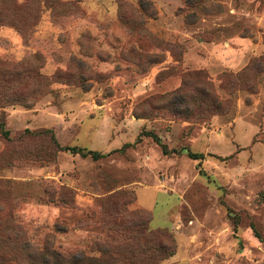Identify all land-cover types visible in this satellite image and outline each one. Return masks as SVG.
Returning a JSON list of instances; mask_svg holds the SVG:
<instances>
[{"label": "rangeland", "instance_id": "374dc122", "mask_svg": "<svg viewBox=\"0 0 264 264\" xmlns=\"http://www.w3.org/2000/svg\"><path fill=\"white\" fill-rule=\"evenodd\" d=\"M147 1L143 11L139 0H0V15L28 31L0 27V58L37 54L52 82L33 108H0L10 260L25 264L50 241L136 264L137 238L160 232L175 246L161 264H264V0ZM199 71L219 108L175 119L167 97ZM42 130L108 156L58 151L32 134Z\"/></svg>", "mask_w": 264, "mask_h": 264}, {"label": "trees", "instance_id": "16d2710c", "mask_svg": "<svg viewBox=\"0 0 264 264\" xmlns=\"http://www.w3.org/2000/svg\"><path fill=\"white\" fill-rule=\"evenodd\" d=\"M149 4L150 1L139 0V5L143 11L148 10ZM2 6V2H0V7ZM34 20V23L29 24L32 27L38 24V20L35 18ZM21 24V22L4 18L0 15V27H11L21 34H26L28 31ZM41 60L37 54L26 57L19 62L0 58V108L21 105L31 109L41 98L50 93L49 88L52 82L43 75L41 70L44 64L41 63ZM193 75L195 76L194 86H188L182 79L181 85L167 97L165 108L173 113L176 117L175 119L185 121L202 119L205 117L200 112L203 106L219 108L217 106L220 99L216 93V86L213 80L203 71L195 72ZM0 133L6 139L10 137V131L5 128L4 118L0 120ZM32 134L37 137H49L58 151L80 155L82 158L91 157L97 161L108 156L98 151L61 146L51 130H42ZM145 134L160 145L165 154L169 153L167 147L163 145L156 134ZM188 156L195 160H201L204 157L203 154L192 152H188ZM11 221H15L12 215H0V227ZM139 221L143 224V218ZM137 239L138 242L131 247V253L136 258V264H161L175 255V246L168 244L173 243V241L166 234L153 232ZM33 251L35 254L29 253L25 264H102V259L98 257H87L83 252H78L77 254L66 252L61 250V248H55L50 241H46L41 248H34ZM99 252L102 256H108L109 264H115L118 261L107 250H99ZM120 255H122V252H120ZM19 262L17 259L10 260L8 255L0 252V264H18Z\"/></svg>", "mask_w": 264, "mask_h": 264}]
</instances>
